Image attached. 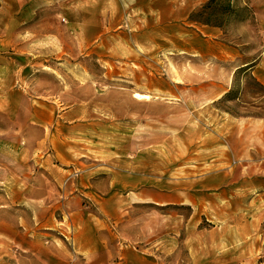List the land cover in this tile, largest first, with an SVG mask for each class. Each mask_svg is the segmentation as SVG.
<instances>
[{"label":"rangeland","instance_id":"1","mask_svg":"<svg viewBox=\"0 0 264 264\" xmlns=\"http://www.w3.org/2000/svg\"><path fill=\"white\" fill-rule=\"evenodd\" d=\"M207 1L0 0V264H264V0Z\"/></svg>","mask_w":264,"mask_h":264},{"label":"trees","instance_id":"2","mask_svg":"<svg viewBox=\"0 0 264 264\" xmlns=\"http://www.w3.org/2000/svg\"><path fill=\"white\" fill-rule=\"evenodd\" d=\"M233 0H208L191 19L211 26H223L238 14Z\"/></svg>","mask_w":264,"mask_h":264},{"label":"bare ground","instance_id":"3","mask_svg":"<svg viewBox=\"0 0 264 264\" xmlns=\"http://www.w3.org/2000/svg\"><path fill=\"white\" fill-rule=\"evenodd\" d=\"M137 96H140L141 98H150L149 95H144V94H140V93H136Z\"/></svg>","mask_w":264,"mask_h":264}]
</instances>
